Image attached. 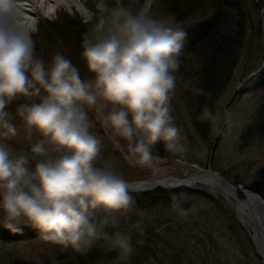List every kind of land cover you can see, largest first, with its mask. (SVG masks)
I'll return each instance as SVG.
<instances>
[{
	"label": "clouds",
	"instance_id": "9594fccd",
	"mask_svg": "<svg viewBox=\"0 0 264 264\" xmlns=\"http://www.w3.org/2000/svg\"><path fill=\"white\" fill-rule=\"evenodd\" d=\"M152 3L97 0L81 37L90 74L82 78L62 52L50 61L38 54L37 27L25 19L22 0H0V216L12 233L31 227L81 255L102 241L121 264L135 253L132 232L143 231V220L121 230L136 200L92 129L95 117L132 166L151 167L159 143L176 155L187 151L172 114L187 32L172 16L154 17ZM13 102L15 113L7 110ZM197 119L220 134L232 113L221 117L205 105ZM8 141L26 147L14 151ZM188 198H170L181 218Z\"/></svg>",
	"mask_w": 264,
	"mask_h": 264
},
{
	"label": "rangeland",
	"instance_id": "374dc122",
	"mask_svg": "<svg viewBox=\"0 0 264 264\" xmlns=\"http://www.w3.org/2000/svg\"><path fill=\"white\" fill-rule=\"evenodd\" d=\"M76 1L77 4L73 7L61 3L57 13H54L55 7L51 6L49 7L51 13H45L38 19L32 18L34 19L33 24L37 27L35 39L37 40L40 34L41 37L44 36V23L46 21L55 22L64 15L68 18H78L90 23L93 20V11L97 0ZM238 2L244 14V44L232 78L214 107V112L219 113L221 117L225 111L232 113L231 127L227 128L223 123L220 125L221 128L226 129L225 132L217 134L210 129L207 136L203 137L193 125L188 100L194 93L193 88H196L199 80L198 69L189 73L179 82L176 94L172 98V114L187 147V151L183 155L168 152L163 143H159L153 150L159 159L154 161L151 167L129 165L121 152L113 147V140L110 139L111 130H106L93 117L94 127L92 131L103 141V155L106 159L112 158L117 161L116 170L126 183L163 182L177 184L211 170L233 185L238 190L239 196L245 199L246 186H251L258 176L264 173V128L259 136L248 134L255 125L261 124L264 118V91L259 87L260 73L264 70V0H238ZM154 3L155 0H153L151 10ZM85 12L86 14H84ZM151 14L157 18L169 16L165 10L157 7ZM212 20L213 9L211 2L207 0L201 2L200 13L196 18L179 26L187 32V41L197 33L203 23ZM39 42L37 44L38 53L43 54L48 60L57 51L62 52L65 56L68 54L62 45L52 44L51 46L42 39ZM18 103L13 102L7 110L15 113ZM14 123L19 124L20 121L17 119ZM247 134L248 137L245 138ZM7 143L12 146L14 151L26 147L25 144H17L16 141H8ZM182 188L199 193H208L215 199L218 208L221 210L219 214L213 217L216 233L219 232L218 235L222 238L224 250L230 251L229 256H231L232 263L245 261L244 254L247 253L246 249L250 246L248 244L250 241L257 253L251 231L242 223L236 211L234 198L228 194L222 185L208 186L197 182ZM143 193L145 192H130L133 197ZM138 213L142 215H138ZM201 215L200 219L204 220L205 213H201ZM197 217L195 210L190 211L187 218H181L176 211L162 207L153 209L133 208L130 218L122 219L121 229L128 228L130 223L143 220L142 232L145 237L149 236L153 240L150 250L140 252V263L171 264L170 259L176 252V248L168 245L167 241H170L171 244L176 243V237L182 232L178 226L180 221L196 225ZM217 217L219 218L216 221ZM226 219H229L228 222L233 224V228L235 227L233 232L228 230ZM184 236L187 237L194 256L193 247L197 246L196 233L192 231ZM10 237L14 239L8 240L7 238ZM103 243L102 241L98 242L91 251L113 253L114 259L92 264H121L117 259V252H106L101 247ZM202 249H197L198 256H203L205 253V250L202 251ZM80 256L81 254L75 252L71 247L64 248L61 245L42 240L38 230L31 227L25 226L22 234L12 233L3 226L2 216H0V264H14L15 262L84 264L79 262ZM261 261L264 264L262 259ZM125 264H133L131 257ZM250 264L255 263L252 261Z\"/></svg>",
	"mask_w": 264,
	"mask_h": 264
},
{
	"label": "trees",
	"instance_id": "16d2710c",
	"mask_svg": "<svg viewBox=\"0 0 264 264\" xmlns=\"http://www.w3.org/2000/svg\"><path fill=\"white\" fill-rule=\"evenodd\" d=\"M205 1L207 0H155L151 13L155 7L162 8L169 16H174L175 22L181 25L196 18L200 13L201 2ZM208 1L211 2L213 9V20L203 23L197 33L185 42V53L181 57L183 63L177 80L178 86L184 77L198 69L199 80L196 88L204 89L205 92L210 93V95H203L194 92L188 100L193 125L203 137H206L209 133L210 125L207 122L199 121L197 116L205 105L214 112L215 104L232 78L245 39L244 14L238 0ZM124 2L127 4L129 0H124ZM143 2L144 0H139L140 5ZM90 23L78 18H68L65 15L55 22L46 21L44 23V36L41 37L40 34L36 40L37 44L42 39L51 46L52 44L62 45L67 50L66 57L79 67L81 77L88 78L90 74L88 75L86 63L81 57L83 51L81 37L90 27ZM37 52H39L38 49ZM44 58L46 61H50L46 57ZM259 87L264 91V70L260 73ZM263 128L264 118L261 124L255 125L248 134L259 136ZM248 134L245 138L248 137ZM246 189L260 195L264 200V173L259 175L251 186H246ZM174 193H187L189 198L187 201H182V206L188 212L195 210L198 217L196 225L180 221L178 226L182 232L176 237V243L171 244L170 241H167L168 245L176 248V252L170 259L171 264H250L252 261L255 264H263L251 241L248 243L250 246L246 249L247 253L244 254L245 261L232 263L231 256H229L230 251L224 250L221 242L222 238L218 235L219 232L216 233L215 229V219L213 217L219 214L221 210L218 208L215 199L208 193H199L187 188L171 190L158 188L134 197L136 200L134 209L162 207L173 210L170 198ZM201 213H205L204 220L200 219ZM212 213L213 215H211ZM226 220L228 222L229 219ZM228 227L230 232L235 230L231 222H228ZM192 231L196 233L197 245L193 247L194 256L192 247H190L187 237L184 236ZM7 239L12 240L14 238ZM132 240L134 241L133 246L136 248L135 253L131 256L132 262L133 264H141L139 254L151 249L153 239H150L149 236L145 237L143 232L133 230ZM197 249L205 250L203 256L197 255ZM113 259V253L90 251L87 255H81L79 262L92 264ZM14 264L28 263L15 262Z\"/></svg>",
	"mask_w": 264,
	"mask_h": 264
},
{
	"label": "bare ground",
	"instance_id": "6f19581e",
	"mask_svg": "<svg viewBox=\"0 0 264 264\" xmlns=\"http://www.w3.org/2000/svg\"><path fill=\"white\" fill-rule=\"evenodd\" d=\"M22 3L26 9L25 19L31 21L33 24L34 19L39 18L41 15L48 13L49 7H55L54 13H57L58 7L61 3H66L70 7L77 4L76 0H22ZM51 13V12H49ZM86 14V12L84 13ZM197 182H203L208 186H220L222 185L217 176L212 174L201 173L191 178L187 183L193 184ZM142 192V189H148V186H141L140 188H133ZM237 197L234 198L236 211L240 216L242 223L251 231V235L254 243L258 247V251L264 260V204L251 193H246L245 199L239 196V192L236 189ZM232 197V196H231Z\"/></svg>",
	"mask_w": 264,
	"mask_h": 264
},
{
	"label": "water",
	"instance_id": "95a60500",
	"mask_svg": "<svg viewBox=\"0 0 264 264\" xmlns=\"http://www.w3.org/2000/svg\"><path fill=\"white\" fill-rule=\"evenodd\" d=\"M208 173L212 174L214 176H217V178L220 180V182L222 184V187L228 192V194L230 196H232L233 198L237 197L236 188L233 185H231L227 180H225L223 177L219 176L218 174L212 172L211 170L208 171ZM189 180H191V179L180 181L177 184H166L163 182H151V183H149V182H136V183H127V185H128L129 191L133 192V193L140 192L138 190H134L133 188H140L141 186H146V185L148 186V189H142L143 190L142 192H150V191L156 190L157 188H163V189L171 190V189H179V188H182L185 186H190V185L195 184V183H193V184L187 183ZM201 183H203V182H201ZM246 193H251L253 196L257 197L264 204V200L260 195L254 193L248 189L244 192V194H246ZM255 247H256L257 254L263 260L262 256L260 255V253L258 251V247L256 244H255Z\"/></svg>",
	"mask_w": 264,
	"mask_h": 264
}]
</instances>
